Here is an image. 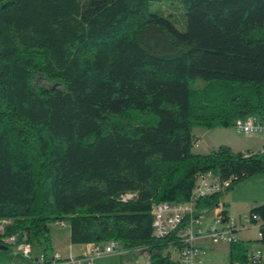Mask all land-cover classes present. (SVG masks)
Here are the masks:
<instances>
[{
  "label": "trees",
  "instance_id": "16d2710c",
  "mask_svg": "<svg viewBox=\"0 0 264 264\" xmlns=\"http://www.w3.org/2000/svg\"><path fill=\"white\" fill-rule=\"evenodd\" d=\"M154 1L0 0V245L18 234L47 253L50 224L67 221L72 244L118 240L181 264L164 253L176 232L154 234V204L189 201L213 172L231 186L194 212L221 206L229 221L222 196L264 172V149L193 151L194 127L264 126V0H178L185 30ZM249 215L264 221V204ZM230 245L247 264L250 249Z\"/></svg>",
  "mask_w": 264,
  "mask_h": 264
},
{
  "label": "built area",
  "instance_id": "2783aa9c",
  "mask_svg": "<svg viewBox=\"0 0 264 264\" xmlns=\"http://www.w3.org/2000/svg\"><path fill=\"white\" fill-rule=\"evenodd\" d=\"M264 126L254 116L246 119H237L234 123V128L239 133L256 134L262 131ZM231 186V181H221L217 174L208 172L199 175L196 183V188L193 191L192 197L186 202H169L164 201L155 203L153 206V228L154 234L158 237H165L172 232H176L178 241L181 242V247L174 248L177 256L172 253V257L178 259L181 264H198L200 250L197 246V241L201 238H207L213 243L225 242L231 244L237 240L236 233L241 227L250 228L255 225L258 229V238L263 237L261 231L263 220L257 215L247 216L243 225L238 226L232 218L225 221L221 215L222 207L216 209L213 223L207 230H203L201 225L204 214L197 215L194 212L195 200L199 196L208 195L211 193L225 190ZM133 197V194L122 195L123 200H128ZM253 220L257 224H253ZM6 220H0V233L4 232ZM54 226H64V221H56ZM18 243L19 252L28 260H34V264H67L69 261L79 262V259H62L58 252L41 253L38 257H33V246L26 236L18 234L6 236L3 238V244L10 245ZM125 250L123 244L118 240H110L104 243L93 244L89 252L83 253V258L87 264H94L95 260L104 255L122 253ZM240 264V263H236ZM247 264H264V243L258 242L256 248L250 249L247 254Z\"/></svg>",
  "mask_w": 264,
  "mask_h": 264
},
{
  "label": "rangeland",
  "instance_id": "374dc122",
  "mask_svg": "<svg viewBox=\"0 0 264 264\" xmlns=\"http://www.w3.org/2000/svg\"><path fill=\"white\" fill-rule=\"evenodd\" d=\"M151 11H159L165 16H169L180 30L186 29V15L185 5L181 1L174 0H162L154 1L150 4ZM200 85V84H198ZM193 134H195L198 142L193 148L195 153L206 154L220 145L225 144L231 146L235 151H259L264 149V127L262 131L256 134L251 133H239L234 126L228 128H215L207 129L204 127H194ZM222 202L225 203L229 210L233 220L238 226L244 224L245 219L249 216L251 210L258 205L264 204V172L250 176L242 181L236 182L230 190H228L222 196ZM216 209L206 211L202 221V229L207 230L208 227L214 221ZM66 223V222H65ZM69 225L54 226L50 224L51 235H54L57 229H60L63 233L68 231ZM239 243L245 245L248 250L256 248L258 242L256 241L258 236V229L255 225H251L250 228L241 227L236 233ZM62 235L60 238L62 244L68 246V238ZM65 238V239H64ZM18 243L6 245V250H0V264H11L15 261H29L18 250ZM36 247H39L37 243H33ZM197 246L200 250L199 263L198 264H231V245L225 242L213 243L207 238H201L197 241ZM43 249L38 248V250ZM35 251L33 254H35ZM172 252L177 256L174 246H169L164 250V253ZM235 253L241 252V249L236 248ZM76 252V250H75ZM52 254V253H49ZM118 257L123 258L124 264L127 258L138 260L143 264H150V256L146 253L125 251ZM236 262H240L237 261ZM119 259L111 258V256H103L95 260V264H119Z\"/></svg>",
  "mask_w": 264,
  "mask_h": 264
},
{
  "label": "crops",
  "instance_id": "0c3cea01",
  "mask_svg": "<svg viewBox=\"0 0 264 264\" xmlns=\"http://www.w3.org/2000/svg\"><path fill=\"white\" fill-rule=\"evenodd\" d=\"M233 151H235V150L233 149ZM235 152H239V151H235ZM240 152H243V151H240ZM229 215L233 220V217L231 216L230 212H229ZM66 223H68V225H69L68 231H65L63 233L60 229H57L55 234L51 235V249L47 253L58 252L61 255L62 259H72V258L76 259L77 258L80 260L79 262L78 261L77 262L69 261V263H67V264H87L86 259H84L82 256H83L84 252H86V251L89 252L91 250L93 244H72L71 240H70V235H71L70 224L67 221H66ZM66 223H65V225H66ZM65 234H66V237L68 238L69 243H70L66 247L62 244V240L60 239L62 237V235L65 236ZM32 246H33V252H34L35 246L33 244H32ZM38 246L39 247H36L35 254H33L34 258L38 257L41 253L44 252V248L41 250H38V248H41L40 245H38ZM6 249H0V250H6ZM75 250H76V252H75ZM125 251H128V250L125 249L122 253L109 254V256H111V258L119 259V261H120L119 264H124L123 258L118 257V255H122ZM104 256H107V255H104ZM125 263H127V264H143V263L139 262L138 260H134L132 258H127ZM11 264H34V260H29V261H25V262L15 261Z\"/></svg>",
  "mask_w": 264,
  "mask_h": 264
},
{
  "label": "water",
  "instance_id": "95a60500",
  "mask_svg": "<svg viewBox=\"0 0 264 264\" xmlns=\"http://www.w3.org/2000/svg\"><path fill=\"white\" fill-rule=\"evenodd\" d=\"M6 245H0V249H6Z\"/></svg>",
  "mask_w": 264,
  "mask_h": 264
}]
</instances>
